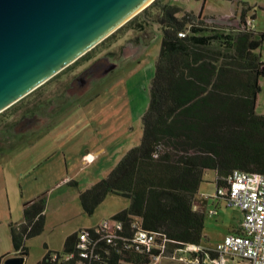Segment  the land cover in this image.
Returning a JSON list of instances; mask_svg holds the SVG:
<instances>
[{"label":"trees","instance_id":"obj_1","mask_svg":"<svg viewBox=\"0 0 264 264\" xmlns=\"http://www.w3.org/2000/svg\"><path fill=\"white\" fill-rule=\"evenodd\" d=\"M249 6L242 8L238 27L209 24L214 17L169 0H154L142 11L163 30L143 135L106 177L81 191L85 212L92 214L110 193L127 197L129 206L112 217L141 218L168 238L173 251L201 244L206 215L195 198L208 171L216 172L217 188L228 187L234 169L264 172V113L256 109L264 32L247 26ZM47 205V194H40L25 203L22 221L10 222L16 255L27 256V240L45 229ZM78 232L67 236L64 250ZM125 261L148 264L150 258L129 253Z\"/></svg>","mask_w":264,"mask_h":264},{"label":"rangeland","instance_id":"obj_2","mask_svg":"<svg viewBox=\"0 0 264 264\" xmlns=\"http://www.w3.org/2000/svg\"><path fill=\"white\" fill-rule=\"evenodd\" d=\"M169 1L184 11L214 17L207 19L209 24L235 27L240 24L242 8L248 4L247 17L255 15L256 30L264 32V0ZM142 11L0 112L1 129L27 112L41 108L46 111L52 100L59 103V111L47 125L23 135L15 144L0 148V198L7 193L13 198L22 191L26 202L43 193L48 198L45 229L27 240L29 253L25 264H38L48 252L63 251L70 233L93 227L130 204L129 198L110 193L90 214L83 209L80 193L106 177L124 154L141 141L142 117L149 103L163 39L161 24L148 20ZM182 14L183 11L179 15ZM145 20H148L146 24ZM140 22L145 25L140 26ZM259 51L264 58V40ZM102 55L118 61V67L64 106L63 99L68 96L67 87L72 78ZM90 57L93 58L88 61ZM258 97L257 109L261 112L264 111V76ZM218 210L215 215L205 213L203 247H215L240 227L243 219L240 208L224 202ZM2 214L0 205V230L6 231L11 220L3 219ZM20 217L24 218L23 209L14 219ZM160 264L186 263L165 258Z\"/></svg>","mask_w":264,"mask_h":264},{"label":"water","instance_id":"obj_3","mask_svg":"<svg viewBox=\"0 0 264 264\" xmlns=\"http://www.w3.org/2000/svg\"><path fill=\"white\" fill-rule=\"evenodd\" d=\"M0 0V112L154 0ZM132 15V16H131ZM11 255L2 264H25Z\"/></svg>","mask_w":264,"mask_h":264},{"label":"built area","instance_id":"obj_4","mask_svg":"<svg viewBox=\"0 0 264 264\" xmlns=\"http://www.w3.org/2000/svg\"><path fill=\"white\" fill-rule=\"evenodd\" d=\"M246 24L255 28L254 17H247ZM217 192L243 211V219L239 229L215 247L189 243L170 251L168 238L146 228L141 218L110 217L81 229L70 249L53 251L45 264H123L129 253L149 257L148 264L165 258L186 264H264V172L234 169L228 187L220 186Z\"/></svg>","mask_w":264,"mask_h":264},{"label":"flooded vegetation","instance_id":"obj_5","mask_svg":"<svg viewBox=\"0 0 264 264\" xmlns=\"http://www.w3.org/2000/svg\"><path fill=\"white\" fill-rule=\"evenodd\" d=\"M137 52V51H136ZM93 57L88 58L91 61ZM119 65L118 61L111 60L109 55H102L89 62L85 67L72 78L70 85L67 87L68 96L64 97L63 105H69L70 102L87 92L99 80L114 71ZM54 76V75H53ZM50 79V78H49ZM46 82V81H45ZM42 105V104H41ZM53 100L48 105V109L43 108L35 112L23 114L15 123L0 129V148L15 144L20 138L43 126L47 125L59 111ZM45 106V105H44ZM43 110V111H42Z\"/></svg>","mask_w":264,"mask_h":264},{"label":"crops","instance_id":"obj_6","mask_svg":"<svg viewBox=\"0 0 264 264\" xmlns=\"http://www.w3.org/2000/svg\"><path fill=\"white\" fill-rule=\"evenodd\" d=\"M262 59L264 60L263 57H262ZM260 85H261V78H260ZM258 105H259V97L257 99L256 109L258 108ZM257 112H259L258 109H257ZM259 113H264V111H261ZM216 177H217V174L215 171H208L206 173L205 180L201 183L199 191L196 194V198H195L196 209L203 211L205 213L209 212L210 214H213V215L219 213L218 206L222 205L224 202L227 203L226 198L223 195H219L217 192ZM26 198L27 197L25 196V192H23V191H22L21 195H19V194L15 195L13 198L8 193L6 196L2 195V197L0 198V205H1V208L3 210L2 218L8 219L11 221L17 220L14 218L17 215L19 216V213H21L22 209L24 210ZM213 210H217V212L211 213ZM23 219H21V217H20V219L17 220L16 222H20ZM10 222H9L8 230H6V231L0 230V258L7 253L10 254L9 256L16 255L14 253V247L13 248L10 247V242H11L10 235H9V234H11ZM70 234H72V233H70ZM12 243H13V241H12ZM27 256H26V261H27ZM4 260H5V258L2 259L0 264H2Z\"/></svg>","mask_w":264,"mask_h":264},{"label":"bare ground","instance_id":"obj_7","mask_svg":"<svg viewBox=\"0 0 264 264\" xmlns=\"http://www.w3.org/2000/svg\"><path fill=\"white\" fill-rule=\"evenodd\" d=\"M150 1H151V0H150ZM150 1H149V2H150ZM131 16H132V15H131Z\"/></svg>","mask_w":264,"mask_h":264}]
</instances>
